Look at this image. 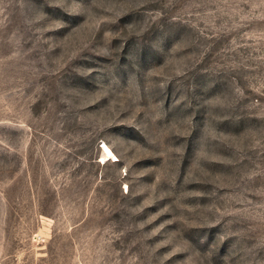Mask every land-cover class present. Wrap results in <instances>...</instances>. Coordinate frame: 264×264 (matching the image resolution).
I'll use <instances>...</instances> for the list:
<instances>
[{"label": "rangeland", "instance_id": "rangeland-1", "mask_svg": "<svg viewBox=\"0 0 264 264\" xmlns=\"http://www.w3.org/2000/svg\"><path fill=\"white\" fill-rule=\"evenodd\" d=\"M0 264H264V0H0Z\"/></svg>", "mask_w": 264, "mask_h": 264}, {"label": "bare ground", "instance_id": "bare-ground-1", "mask_svg": "<svg viewBox=\"0 0 264 264\" xmlns=\"http://www.w3.org/2000/svg\"><path fill=\"white\" fill-rule=\"evenodd\" d=\"M104 148H105L104 153L109 159H112V158L116 159L115 154L112 152V150L107 145H104Z\"/></svg>", "mask_w": 264, "mask_h": 264}]
</instances>
